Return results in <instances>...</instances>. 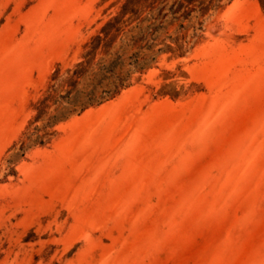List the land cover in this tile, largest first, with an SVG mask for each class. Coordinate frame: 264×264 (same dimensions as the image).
Returning a JSON list of instances; mask_svg holds the SVG:
<instances>
[{
	"label": "rangeland",
	"instance_id": "374dc122",
	"mask_svg": "<svg viewBox=\"0 0 264 264\" xmlns=\"http://www.w3.org/2000/svg\"><path fill=\"white\" fill-rule=\"evenodd\" d=\"M0 264H264V0H0Z\"/></svg>",
	"mask_w": 264,
	"mask_h": 264
},
{
	"label": "trees",
	"instance_id": "16d2710c",
	"mask_svg": "<svg viewBox=\"0 0 264 264\" xmlns=\"http://www.w3.org/2000/svg\"><path fill=\"white\" fill-rule=\"evenodd\" d=\"M186 1L191 3L193 0ZM127 3L128 2H126L125 5H127ZM151 18L155 19L153 16H151ZM154 22L155 21L147 20L144 26H139L136 36H131L130 40L135 42L137 39L142 40L151 35L154 29ZM121 65V59L118 54L109 60L98 62L90 69L84 68L82 62H78L72 71H68V76L64 80L70 88L66 90L65 95L57 96V98L64 101L66 105L60 106L57 114L48 118L49 121L53 122L54 120L60 119L64 116L63 114L71 113L76 109L81 110L90 105L98 104L116 94L122 87L126 86V77L121 72ZM79 78L84 81L80 88H76V85L79 83ZM51 96L53 98V95ZM57 98L55 95V103L59 102Z\"/></svg>",
	"mask_w": 264,
	"mask_h": 264
}]
</instances>
